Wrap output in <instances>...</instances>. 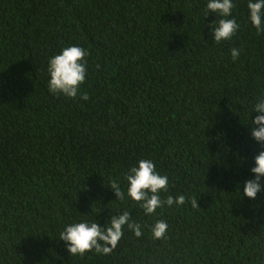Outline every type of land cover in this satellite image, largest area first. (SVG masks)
<instances>
[{
	"label": "trees",
	"instance_id": "1",
	"mask_svg": "<svg viewBox=\"0 0 264 264\" xmlns=\"http://www.w3.org/2000/svg\"><path fill=\"white\" fill-rule=\"evenodd\" d=\"M248 2L233 0L240 27L217 43L208 0H0V264H264V190L243 195L264 151L250 131L264 33ZM73 45L89 53L87 101L48 91L49 58ZM140 159L184 205L145 215L116 200L109 182L126 192ZM125 209L142 235L125 226L110 254L72 256L59 239Z\"/></svg>",
	"mask_w": 264,
	"mask_h": 264
},
{
	"label": "clouds",
	"instance_id": "2",
	"mask_svg": "<svg viewBox=\"0 0 264 264\" xmlns=\"http://www.w3.org/2000/svg\"><path fill=\"white\" fill-rule=\"evenodd\" d=\"M235 7L233 0H208L207 12H213L223 17L214 27L212 37L215 42L231 40L237 33L240 25L234 18H228ZM249 19L256 29L257 35L264 33V0H249L247 4ZM207 15V14H206ZM205 15V16H206ZM231 58L235 62L241 55V49H230ZM88 51L80 46H67L61 49L59 54L53 55L48 60L47 73L48 91L52 95L87 101V92L81 94L80 86L85 82L87 75L86 57ZM260 113L251 121V136L261 144H264V95L253 103L252 110ZM255 166L250 169L253 179L246 180L243 184V195L249 199H255L257 194L264 190L261 179L264 177V151H260L254 157ZM127 189L121 187L119 178L112 179L108 186L114 191L116 200L124 202L130 198L143 210L145 215L156 213L157 209L164 207H180L185 204L186 196L177 194L167 195L161 198V193H167L169 178L156 171L152 159H140L136 166H132L124 174ZM190 203L196 206L195 198ZM127 226L137 237L142 235V226L133 221L128 209L123 214L112 215L102 227L94 220L74 222L64 227L59 234V239L66 242L67 251L72 256L83 257L86 253L94 251L97 254H110L119 243ZM168 229L166 220H158L152 227V235L156 239L163 238Z\"/></svg>",
	"mask_w": 264,
	"mask_h": 264
}]
</instances>
